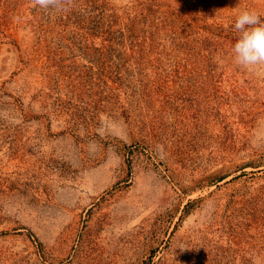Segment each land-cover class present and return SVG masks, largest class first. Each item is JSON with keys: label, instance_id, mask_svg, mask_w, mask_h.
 <instances>
[{"label": "rangeland", "instance_id": "rangeland-1", "mask_svg": "<svg viewBox=\"0 0 264 264\" xmlns=\"http://www.w3.org/2000/svg\"><path fill=\"white\" fill-rule=\"evenodd\" d=\"M264 0H0V264H264Z\"/></svg>", "mask_w": 264, "mask_h": 264}, {"label": "clouds", "instance_id": "clouds-1", "mask_svg": "<svg viewBox=\"0 0 264 264\" xmlns=\"http://www.w3.org/2000/svg\"><path fill=\"white\" fill-rule=\"evenodd\" d=\"M67 0H32L42 10H64ZM233 27L238 33L232 46L233 60L244 69L264 66V17L253 9L241 10L235 17Z\"/></svg>", "mask_w": 264, "mask_h": 264}]
</instances>
